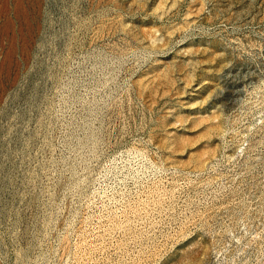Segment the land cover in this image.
<instances>
[{"label": "rangeland", "instance_id": "374dc122", "mask_svg": "<svg viewBox=\"0 0 264 264\" xmlns=\"http://www.w3.org/2000/svg\"><path fill=\"white\" fill-rule=\"evenodd\" d=\"M0 264H264V0H0Z\"/></svg>", "mask_w": 264, "mask_h": 264}]
</instances>
